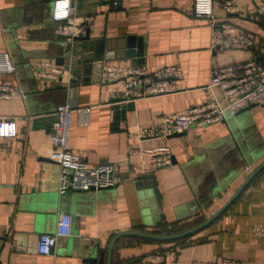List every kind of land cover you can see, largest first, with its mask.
<instances>
[{
    "label": "crops",
    "instance_id": "crops-1",
    "mask_svg": "<svg viewBox=\"0 0 264 264\" xmlns=\"http://www.w3.org/2000/svg\"><path fill=\"white\" fill-rule=\"evenodd\" d=\"M239 3L236 14L217 6L216 17L253 31L255 45L218 54L211 47V21L195 16L194 0H74L76 15L94 18L89 36L74 40L56 32L55 0H0V51L15 64L14 72L0 78L24 91L0 98V120H12L17 128L15 136H0V264H91L86 260L95 252H105L107 264L115 234L170 235L194 227L264 161V104L184 132L140 137L165 116L221 98V89L209 86L217 63L253 57L264 62V0ZM39 62L47 70L67 69L72 80L40 77ZM117 63L143 66L151 74L175 65L183 72L175 77L179 88L126 99L122 87L101 76L106 64ZM66 103L90 108L88 123L74 114L72 150L91 166L114 162L122 175L117 185L60 191L51 133L57 108ZM160 148L171 150L172 166L141 174L130 169L141 160L139 150ZM64 213L72 216L71 234L59 237L51 254L39 253L40 235L56 232ZM256 225H264V169L222 214L192 234L164 241L120 238L113 264L155 254L168 264L221 259L264 264V239L256 236Z\"/></svg>",
    "mask_w": 264,
    "mask_h": 264
},
{
    "label": "built area",
    "instance_id": "built-area-1",
    "mask_svg": "<svg viewBox=\"0 0 264 264\" xmlns=\"http://www.w3.org/2000/svg\"><path fill=\"white\" fill-rule=\"evenodd\" d=\"M227 14L239 13V0H194V14L211 21L212 50L218 54H228L234 50H249L255 45L256 34L244 27L236 26L230 19H217L216 7ZM74 0H55L54 20L58 21L57 34L72 40L87 34L94 18L92 15L78 16L75 12ZM47 63H38L37 74L47 80L70 78V72L53 67L47 70ZM15 64L6 51H0V73H12ZM182 69L168 65L160 70L149 73L143 66H124L120 63L106 64L101 76L106 82H115L122 87L126 99L144 98L151 95L175 91L179 88L175 77L182 75ZM67 76H66V75ZM211 88H220L221 98H214L203 104L193 106L186 112L165 116L156 126L146 127L140 137L171 135L184 132L193 126H205L224 121L228 113L237 115L243 108L252 104H264V62L256 57L244 60H224L211 69L209 81ZM23 89L6 78H0V98H12L23 95ZM90 108H74L70 104H61L56 111L51 141L52 157L60 166V191L68 189L89 190L92 187H108L122 181L114 162L106 161L96 165L89 163L70 146V132L75 113L79 114L80 122L88 123L86 117ZM16 124L10 120H0V136H15ZM141 160L133 163L130 169L136 173L151 172L173 164L172 152L168 148L139 150ZM247 169H252L248 166ZM72 231V216L61 214L56 232H44L38 241V251L49 255L53 252L58 238L67 236ZM256 236L264 239V225L254 226ZM129 264H168L163 262L160 254L153 259H134ZM192 264H244L237 259H221L212 261H194Z\"/></svg>",
    "mask_w": 264,
    "mask_h": 264
},
{
    "label": "water",
    "instance_id": "water-1",
    "mask_svg": "<svg viewBox=\"0 0 264 264\" xmlns=\"http://www.w3.org/2000/svg\"><path fill=\"white\" fill-rule=\"evenodd\" d=\"M88 36H89V30L84 37H88ZM253 105H255V104L249 105V106L243 108L241 111H245ZM263 169H264V161L261 164H259L254 170H252L250 172V174L247 176V178L244 180V182L235 190V192L230 196V198L216 212H214L205 221H203L200 224H198L194 227H191V228H189L183 232L166 235V234H156V233L143 232V231H138V230H127V231H122V232L115 234L109 242L108 252H107V264H113V253H114L116 243L118 242V240L120 238H122L124 236L133 235V236H137L140 238H148V239L160 240V241L175 240V239L187 236L189 234H192V233L202 229L203 227L207 226L209 223H211L214 219H216L220 214H222L230 206V204L243 192V190L247 187V185L251 182V180L257 174H259ZM117 184H114L112 186H115ZM108 187H111V186H108ZM101 188H107V187H99V188L92 187L89 190H97V189H101ZM89 190H86V191H89ZM73 191H84V190L68 189L65 192H63L62 194H67L68 192H73ZM104 258H105V252H102L101 255H98V253L95 252L91 256H89V258H87L86 261H88L91 264H104Z\"/></svg>",
    "mask_w": 264,
    "mask_h": 264
},
{
    "label": "trees",
    "instance_id": "trees-1",
    "mask_svg": "<svg viewBox=\"0 0 264 264\" xmlns=\"http://www.w3.org/2000/svg\"><path fill=\"white\" fill-rule=\"evenodd\" d=\"M226 201H227V200H222L221 205H220L219 207H221ZM217 209H219V208H217ZM205 219H206V218L200 220L199 222H197V224L201 223V222L204 221ZM195 225H196V224H195ZM193 226H194V225H193ZM153 233H154V232H153ZM156 234H162V233H161V232H156Z\"/></svg>",
    "mask_w": 264,
    "mask_h": 264
}]
</instances>
